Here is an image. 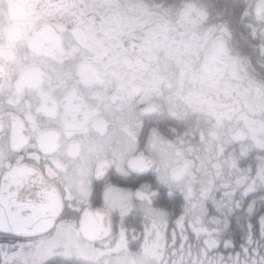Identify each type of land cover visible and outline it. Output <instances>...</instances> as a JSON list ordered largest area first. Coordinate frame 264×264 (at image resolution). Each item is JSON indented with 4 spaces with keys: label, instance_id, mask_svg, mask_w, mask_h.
Returning a JSON list of instances; mask_svg holds the SVG:
<instances>
[{
    "label": "snow or ice",
    "instance_id": "snow-or-ice-1",
    "mask_svg": "<svg viewBox=\"0 0 264 264\" xmlns=\"http://www.w3.org/2000/svg\"><path fill=\"white\" fill-rule=\"evenodd\" d=\"M0 264H264V0H0Z\"/></svg>",
    "mask_w": 264,
    "mask_h": 264
}]
</instances>
